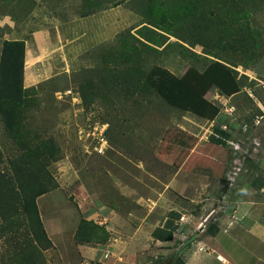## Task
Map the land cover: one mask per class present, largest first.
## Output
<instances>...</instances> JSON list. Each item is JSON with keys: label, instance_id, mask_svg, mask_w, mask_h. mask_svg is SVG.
<instances>
[{"label": "rangeland", "instance_id": "1", "mask_svg": "<svg viewBox=\"0 0 264 264\" xmlns=\"http://www.w3.org/2000/svg\"><path fill=\"white\" fill-rule=\"evenodd\" d=\"M184 2L0 0L2 16L28 18L31 13L35 23L57 26L56 45L61 49L58 56L53 54L58 69L33 86L37 103L25 110L29 111V128L44 137L53 136L61 149L60 159L49 166L57 187L36 199L46 236L33 238L25 220L18 217L5 222L0 214V264H82L85 260L96 264L226 263L221 256L208 254V228L215 222L200 217L210 207L223 208L238 187L256 193L258 202L264 201V88L254 79H264V1L254 0L247 6L251 28L262 32L257 49L261 56L256 62L248 55L222 50L219 44L224 27L218 25L220 8L223 4L229 8V0H204L194 11L206 13L207 29L197 15L187 20L182 17ZM162 15L169 21L162 22ZM223 22L229 27L228 17ZM133 47L138 56L131 55ZM213 60L232 67L240 80V90L232 95L216 86L208 89L205 97L220 109L213 120L171 105L151 87L143 86L146 73L156 66L183 77L192 68L205 71ZM134 64L137 74L129 78L128 66ZM107 67L117 69L108 72ZM68 89L79 91L81 100L62 97ZM89 115L108 124L110 146L104 154L88 151L79 139L78 128ZM20 153L0 117V169L8 171L10 159ZM160 158L165 161L159 162ZM139 162L143 170L156 172L164 180L180 166L198 167L197 182L207 190V194L201 191L203 196L216 192L219 198L207 204L181 201L178 211L171 210L179 215H172L176 217L174 237L163 244L133 245L128 253L117 255L108 245L109 238L105 243H79L75 234L82 218L105 228L109 224L97 213L99 201L113 198L125 204L110 177H127L126 173L135 170L131 164ZM233 206H229L232 218L226 228L236 220ZM86 245L100 247L94 258L81 253Z\"/></svg>", "mask_w": 264, "mask_h": 264}, {"label": "trees", "instance_id": "2", "mask_svg": "<svg viewBox=\"0 0 264 264\" xmlns=\"http://www.w3.org/2000/svg\"><path fill=\"white\" fill-rule=\"evenodd\" d=\"M203 1L185 0L181 13L186 20L191 15H197L201 26L207 29L209 26L205 24L206 13H194ZM252 2L254 0H229V8H226L224 4L221 5L218 25L221 24L224 27L219 44L222 50L229 49L239 55H248L256 62L261 56L260 52L258 55L257 49L262 32L254 30L249 24L250 11L247 6ZM225 17L230 19L229 27L223 22ZM160 20L162 22L169 21L165 15H162ZM147 39L153 42L150 37ZM25 51L24 40H4L2 42L0 117L9 138L19 147L21 153L10 159L8 171L0 169V214L5 222H9L10 218L18 219V217L25 220V224L27 226L29 224L28 227H31L30 232L33 233V238H39L41 235L46 236V232L36 199L53 187H57L49 166L51 162L60 159L61 149L53 136L44 137L38 130L33 131L28 126L29 111L25 110L31 104L36 105L37 91L34 87H24ZM138 54V49L133 47L131 55L138 56ZM134 58L133 56V60ZM135 64L128 66L127 75L129 78H134L137 74V70L133 69V66L136 67ZM107 69L108 72H111L117 68L107 67ZM141 73L145 72L141 71ZM145 76L147 78L144 80L143 86L151 87L166 102L209 120H213L220 112L219 107L205 97L211 86H216L227 95H232L240 90V80L237 78L236 72L221 60H213L203 72L192 68L183 77L176 76L158 66L152 68ZM10 170H13L11 176L8 175ZM16 204L19 207H16ZM8 206L9 209L14 210H9ZM174 214L176 212L170 211L164 226L154 230L153 237L156 240L168 242L173 239L176 228L174 219L179 218L178 214L176 217H172ZM217 231L218 227L215 223L209 225V234H215ZM75 238L79 243H105L109 238V232L104 226L82 218ZM47 240L49 241L48 238ZM181 262L182 260L179 259V263Z\"/></svg>", "mask_w": 264, "mask_h": 264}, {"label": "crops", "instance_id": "3", "mask_svg": "<svg viewBox=\"0 0 264 264\" xmlns=\"http://www.w3.org/2000/svg\"><path fill=\"white\" fill-rule=\"evenodd\" d=\"M13 2L9 8L13 6ZM30 14L28 18H15L14 14L2 16L0 12V52L4 40L25 41V88L37 86L42 80L54 75L58 69L54 57L58 56L61 50L56 45L58 27L39 25ZM54 53L56 54L53 56ZM161 161L165 160L160 158L159 162ZM142 165V162L131 164L137 171L126 173L125 178L110 177L125 204L114 202L111 198L107 201L102 199L97 207V213L103 214L109 221L106 225L110 233L108 245L112 246L117 255L128 253L133 245L140 247L153 241H156V244L165 243L156 240L153 232L156 228L164 226L169 211L179 210L181 201L187 200L192 204L206 201L207 204L209 199L212 201L219 198L216 192L212 193L211 197L203 196L204 193L207 194V190L202 187L205 189L202 193L203 189L197 182L198 167L188 170L180 166L169 179L164 180L156 172L143 170ZM213 176L214 179H219V176ZM223 194L224 191L221 196ZM255 194H249L247 188H235L230 192L229 201L225 202L223 208L210 207L208 213L200 217L217 225L218 231L215 234L208 233V254L215 255V258L216 255L221 256L226 260L224 264H264V201L258 202L259 198L253 196ZM230 205H234L231 208L236 220L234 219L232 227L226 228L232 218ZM98 250L100 247L86 245L82 247L81 253L92 259ZM108 260L112 262L111 259Z\"/></svg>", "mask_w": 264, "mask_h": 264}, {"label": "built area", "instance_id": "4", "mask_svg": "<svg viewBox=\"0 0 264 264\" xmlns=\"http://www.w3.org/2000/svg\"><path fill=\"white\" fill-rule=\"evenodd\" d=\"M257 82V86L264 88V79L254 78ZM64 94V95H63ZM63 96H70L73 100L79 101L81 100V96L79 91H73L72 89H68L62 93ZM60 97V98H62ZM225 128V127H224ZM107 129L108 124L99 122L94 119L93 115H89L87 120L78 128V136L79 139L84 142L87 146V150L91 152H95L98 154H104L107 148L110 146L107 138ZM185 217H181V221H183ZM82 264H96L95 262H91L89 260H85Z\"/></svg>", "mask_w": 264, "mask_h": 264}]
</instances>
